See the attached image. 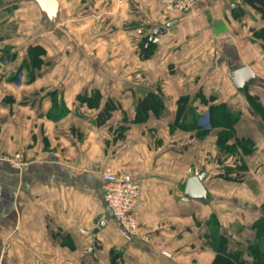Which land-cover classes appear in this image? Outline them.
I'll return each instance as SVG.
<instances>
[{
	"label": "crops",
	"instance_id": "1",
	"mask_svg": "<svg viewBox=\"0 0 264 264\" xmlns=\"http://www.w3.org/2000/svg\"><path fill=\"white\" fill-rule=\"evenodd\" d=\"M56 1L47 14L35 0H0V155L25 158L19 170L0 159V264H212L208 220L245 246L264 204V153L227 178L208 107L224 103L238 114L236 137L264 142L248 100L264 105V17L244 0L170 14L158 0ZM30 46L42 60L28 59ZM243 67L254 81L238 90ZM148 93L162 110L134 122ZM181 97L190 112L176 125ZM107 101L116 109L98 123ZM106 167L140 183L133 241L117 235L103 198ZM204 172L207 198L184 196L189 175Z\"/></svg>",
	"mask_w": 264,
	"mask_h": 264
},
{
	"label": "trees",
	"instance_id": "2",
	"mask_svg": "<svg viewBox=\"0 0 264 264\" xmlns=\"http://www.w3.org/2000/svg\"><path fill=\"white\" fill-rule=\"evenodd\" d=\"M253 10H257L262 17H264V0H244ZM235 10V7H234ZM242 14V10L235 11V17H239ZM258 37L264 39V28L256 31ZM44 54V50L40 46H30L28 49V59L32 61L36 58L42 60L41 55ZM39 61V60H38ZM84 99H90V97H85ZM248 100L252 104L253 109L260 115L262 122H264V105L261 104L260 100L257 99L256 96L248 95ZM188 101V97H181L177 101V113L174 119V123L176 125L179 124V121H183L184 123L187 119V115L190 112L189 107L187 109V113L185 112V107ZM163 107L162 98L157 94L148 93L138 101L135 106V116L133 118L134 122H142L148 117L149 112H153L155 115H159ZM116 109V105L107 101L102 109L97 114V122L103 123L112 113L113 110ZM209 115H210V124L212 127H221L222 129L217 134V146L220 150L225 153L230 154L231 152L234 154V151H239L240 157L236 156L233 160L232 165H223V169L225 170L226 177L228 178V174H232L235 172V176L237 174H241L242 171L246 170V166L243 163L242 157L246 156V154L252 153L254 142L252 138L245 136L242 138L236 137L234 134V127L236 125V121L238 119V114L236 112H232L226 109L224 103H218L216 105H211L208 107ZM195 123L194 120H192ZM180 122V123H181ZM199 131V130H198ZM207 130L199 131L198 133L202 134ZM232 139V143L229 142ZM220 152V151H219ZM222 153V152H221ZM227 155V154H224ZM241 158L239 160L238 158ZM237 161V162H236ZM262 208H264V204H262ZM210 231L208 234V238H210V247L215 252L214 259L212 264H264V250H261L259 247V242L257 239L260 237H264V212L255 219L252 228L254 230V241H248L245 243V246H241L240 244H232L229 242L228 238L223 234L219 233L218 227L214 225V223L210 222ZM249 260V261H248ZM116 260L114 259L113 264H115Z\"/></svg>",
	"mask_w": 264,
	"mask_h": 264
},
{
	"label": "built area",
	"instance_id": "3",
	"mask_svg": "<svg viewBox=\"0 0 264 264\" xmlns=\"http://www.w3.org/2000/svg\"><path fill=\"white\" fill-rule=\"evenodd\" d=\"M164 12L184 13L192 9L198 0H158ZM11 168L19 170L25 164L23 153L19 151L11 156L2 157ZM103 198L114 218L116 233L120 238L133 241L139 235V228L135 219V209L139 202L140 183L135 179L131 170L114 171L109 167L101 173ZM7 247V246H6ZM164 255L169 253L161 251Z\"/></svg>",
	"mask_w": 264,
	"mask_h": 264
},
{
	"label": "water",
	"instance_id": "4",
	"mask_svg": "<svg viewBox=\"0 0 264 264\" xmlns=\"http://www.w3.org/2000/svg\"><path fill=\"white\" fill-rule=\"evenodd\" d=\"M39 3L40 8L42 11L44 10L47 14H53L57 8V1L56 0H35ZM169 26V25H167ZM162 29L165 30L166 26H162L154 30L151 35L147 36V41H151L152 38L157 34V32ZM232 81L234 86L238 90H243V88L253 83L254 81V74L248 67L240 68L233 72ZM206 176V173H201L199 175L190 174L187 179V184L184 190V196L188 198H194L198 200H204L207 198V192L205 187L202 184V180Z\"/></svg>",
	"mask_w": 264,
	"mask_h": 264
},
{
	"label": "rangeland",
	"instance_id": "5",
	"mask_svg": "<svg viewBox=\"0 0 264 264\" xmlns=\"http://www.w3.org/2000/svg\"><path fill=\"white\" fill-rule=\"evenodd\" d=\"M260 123L262 124V123H264V122H261V118H260ZM260 144V143H259ZM259 144H257V148H256V144L254 143V145L255 146H253V152L252 153H249V154H253V153H256V155L257 156H260L261 154H260V151L262 152V153H264V142H262V145L260 144V146H262V147H259L258 145ZM261 149V150H260ZM237 150V149H236ZM234 151V154L231 152L230 154H228V153H225V152H223L222 150H220L219 148H218V152H219V158H218V161H217V163L219 164L218 166H221V167H223V165H232V163H233V160H237V159H234L236 156H239L240 157V152L239 151ZM254 150H255V152H254ZM222 152V153H221ZM224 154H227V155H224ZM238 158V157H237ZM239 160H241V158H238ZM242 160H243V163L245 164V160H244V158L242 157ZM237 162V161H236ZM224 173H227V172H225L224 171ZM239 174H237L236 176H234V177H232L233 179H235V178H239ZM261 213L262 212H264V208H262V205H261ZM253 237V236H252ZM255 240V236L251 239V241H254ZM257 241L259 242L258 244H259V247L261 248V250H264V237H259L258 239H257ZM232 243H235V242H232ZM244 244V243H243ZM249 261V260H248Z\"/></svg>",
	"mask_w": 264,
	"mask_h": 264
}]
</instances>
